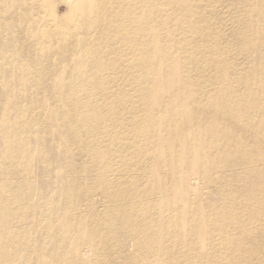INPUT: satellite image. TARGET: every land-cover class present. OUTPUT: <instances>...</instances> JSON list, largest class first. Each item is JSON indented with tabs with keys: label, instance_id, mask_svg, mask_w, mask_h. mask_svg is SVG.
<instances>
[{
	"label": "bare ground",
	"instance_id": "obj_1",
	"mask_svg": "<svg viewBox=\"0 0 264 264\" xmlns=\"http://www.w3.org/2000/svg\"><path fill=\"white\" fill-rule=\"evenodd\" d=\"M17 1L0 0V264H112L99 258L112 247L129 264H194L205 252L214 264H247L222 254L248 257L260 252L254 234L264 239V0L218 6L242 41L234 57L205 0H51L68 6L61 16L45 0ZM39 9L52 17L41 35L50 46L32 53L23 32L39 29ZM202 178L221 203L202 205ZM186 199L192 219L170 232V207ZM32 208L44 214L31 224ZM29 229L46 244L58 232L54 254H39ZM143 243L137 258L125 248Z\"/></svg>",
	"mask_w": 264,
	"mask_h": 264
},
{
	"label": "rangeland",
	"instance_id": "obj_2",
	"mask_svg": "<svg viewBox=\"0 0 264 264\" xmlns=\"http://www.w3.org/2000/svg\"><path fill=\"white\" fill-rule=\"evenodd\" d=\"M219 0H213L212 1H209V0H205L204 1V4L206 5H214L215 8L217 9L218 8V11L221 15V19L223 20V24L221 25V23L219 22V19L218 17L215 19V23H216V27H217V30L220 28L222 29L224 32H225V35H226V38L227 40H225V42H227V44L229 46H231V50H232V54H233V57L239 53L241 51V47H242V41H239V38H235L233 33L235 31V26L236 24L232 21H229V14H228V11H227V8L224 9V7H218L220 5H223V4H227V1L226 0H222V1H219ZM232 2H236V0H231ZM18 3H25L26 0H18L17 1ZM43 5L49 9V11H52L53 9H55V12L54 15L57 16V15H64L67 13L68 11V6L66 5V3H59V1H51V0H45L44 2H42ZM244 10V6L242 5H238V12H242ZM49 11H46V12H41L40 9L38 10V12H35V14L33 16H31L32 18H35L38 22V30L37 31H33V29H29V30H24L23 32V35L25 37L28 38V40L30 39L31 41H34L35 43V46L34 48L32 49V53H38L39 50H41L40 48H47L49 47L50 45H48V42H44L43 43V39H41V35L44 33V30H45V27L46 25L49 23L51 24L52 22V17L49 15ZM18 12V11H16ZM13 13L14 15L16 14ZM49 12V13H48ZM205 14V13H204ZM227 15V17H226ZM15 16H19V15H15ZM21 19H25V17L23 15H20ZM228 19V20H227ZM27 20V18L25 19V21ZM39 42H42L41 44V47L39 45ZM234 62H235V65L238 67V68H245L247 67L246 65V62H245V58H243L241 61L237 60L234 58ZM242 84H238V89H242ZM79 175V174H78ZM82 177H84L86 175V173H81L80 174ZM153 176L155 175V173L153 172H149L147 175L145 176H141L139 181H138V189H146V182L148 181L149 179V176ZM128 179L129 178H125L123 180H121L118 184H122L123 188L125 186H127L128 184ZM63 182H64V186L65 188H69V190H71L72 192L76 193V190L75 188L76 187H73L74 185V180L72 178V176H68L66 179H63ZM199 192H198V195L201 194V196L199 198H202V205L205 204V206L207 207L208 205L214 203V202H217V203H221L225 198L223 197V193L222 191H218L216 189V184H212L210 182H206L204 180V178L201 179L200 181V184H199ZM170 194V193H169ZM191 196H193V194H191ZM33 200L37 201L39 199V193L37 192H34V195L32 197ZM148 200H150L152 202V204H157L158 202L161 201L162 199V195L160 192H153L152 194H149L148 195ZM138 200L140 201V198H138ZM137 199H134V201H138ZM138 203H141L139 202ZM144 203H146V201L143 200ZM194 201H191V200H188L186 199L185 201L183 202H175L173 201V204L171 205L170 207V213H173L174 214V222L170 223V225L168 226V230L171 232L173 229L177 228L178 229L184 225V224H189L192 217L189 213V209L192 208L194 206L193 204ZM185 203H189V206L188 208H184L183 205ZM94 205H95V208L98 210V212H101L104 207H105V204L98 198V197H95V201H94ZM205 207V208H206ZM256 208V207H255ZM33 210L31 211L30 213V223H36L38 222V218H35V211L38 213V214H41L43 215L44 213L42 211H38L36 210L35 208H32ZM241 211H248L249 208L247 206H243L241 209ZM82 214L85 216V221H90L91 217H92V214L87 212V211H83ZM167 214V213H166ZM165 214V216H166ZM242 217H243V220H245L247 217H248V214H246V212H242L241 213ZM143 218H147L149 216H146L145 213H142L141 215ZM165 216H159L157 218V220H162ZM51 218H54L55 215H52L50 216ZM57 220V219H56ZM57 222H59V220H57ZM67 222L68 223H71L73 222V218L72 217H69L67 218ZM249 225H252V223H249ZM82 228V226L79 227V230ZM32 229V228H31ZM31 229L28 230V235L30 236L31 238V245H33L34 247H36L37 249H39L40 253L39 254H45L46 256H50V254H54L52 251H50L51 249H54L56 246H54L56 244V238H58V232H54L52 234V237L50 238L51 240L47 242V244L41 239H37L36 237H32L30 235V231ZM130 231H131V228H128ZM81 231V230H80ZM40 233V231H37ZM263 233V232H262ZM261 232H257L254 234V239L256 240V245H258V247L260 248V252H257V253H253L251 255H249L248 257L247 256H244L243 253H240V252H226L224 254H222V256H226V257H230V256H240V258H243V259H246L247 264H264V239H263V236L261 238H258L257 237H260L261 235H263ZM116 233H113V232H109L105 235L106 238H110V239H113V236H115ZM169 234L168 233H165L163 234V237H166L168 236ZM39 236V234H38ZM83 234L81 232V235L78 236L77 235V232H72L71 233V237H70V240H74L78 237H82ZM25 240H27V242L29 241L28 238H26ZM130 240V239H129ZM130 242V241H128ZM3 246L8 250V251H11L12 249V246L10 243H4ZM126 249H128V251L130 253H134V258H137L139 255H138V251L139 252H147L150 248V246L146 243H143V248L142 250H135L134 247L132 246H129L127 245L125 247ZM20 249L23 253V252H26L25 250H23V247L22 248H18ZM16 249V251L18 250ZM87 248L86 247H81L79 249V252L84 254L83 256H85V252H86ZM114 250H116L115 247H112L111 248V251H110V255H107L105 257H102V256H99V258L101 259H107V260H110L109 263H114V264H129L130 261H134V259H131V258H128L127 256H117L115 253H114ZM38 252V251H37ZM89 257L88 258H93V256H96L95 253L93 252H90V254L88 255ZM244 256V257H243ZM217 259V256L215 255V253L213 252H205V254L202 256V258L200 257H191V260L194 261V264H214V262L216 261ZM180 260H178L176 263H172V264H180L179 262ZM59 264H62V263H59Z\"/></svg>",
	"mask_w": 264,
	"mask_h": 264
}]
</instances>
